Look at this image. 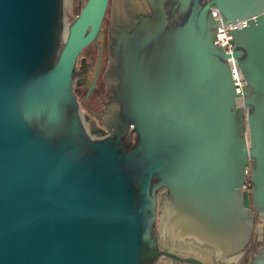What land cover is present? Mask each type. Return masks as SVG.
<instances>
[{"label":"water","instance_id":"1","mask_svg":"<svg viewBox=\"0 0 264 264\" xmlns=\"http://www.w3.org/2000/svg\"><path fill=\"white\" fill-rule=\"evenodd\" d=\"M148 1L152 14L114 8L119 104L88 127L76 59L104 35L108 0L69 23L64 0H0V264H207L162 243L227 256L249 241L252 208L264 216V0ZM242 17L227 52L217 26Z\"/></svg>","mask_w":264,"mask_h":264},{"label":"flooded vegetation","instance_id":"2","mask_svg":"<svg viewBox=\"0 0 264 264\" xmlns=\"http://www.w3.org/2000/svg\"><path fill=\"white\" fill-rule=\"evenodd\" d=\"M138 3L140 5V12L152 14V7L148 0H138ZM115 7H117L123 16L128 14V10L124 7L123 0H108L105 15L101 24L104 35L97 41H92L84 47L76 59L77 73L74 76V91L77 95L80 107L84 112L89 114V118L86 120V125L88 127L96 125L104 126L106 114L111 110V108H114L115 105L119 104L118 101L114 100L112 91L113 79L108 75V70L112 62L108 54V29L112 23ZM99 45H102V54L97 76L94 78L99 54ZM252 213V233L249 241L241 251L227 256H220L212 246L202 243L200 244L210 248L224 264H249L255 251L264 244V216L260 215L253 208ZM170 238V243H162L163 247L173 250L180 256H194L203 260L207 264H210L191 252L181 251L178 248L173 247L171 242H173V240L175 241V238L172 236ZM186 239L187 241H182L184 242L183 245H186L187 243L189 244V242H196L192 238ZM160 264L194 263L181 262L178 259H172L168 256H164L160 261Z\"/></svg>","mask_w":264,"mask_h":264},{"label":"built area","instance_id":"3","mask_svg":"<svg viewBox=\"0 0 264 264\" xmlns=\"http://www.w3.org/2000/svg\"><path fill=\"white\" fill-rule=\"evenodd\" d=\"M214 15L216 16L217 19L220 20V15L218 13V10L215 7L211 8ZM248 23V18L247 17H242L241 20H238L234 23H227V25L225 26V24L220 23L217 26V31H216V39H215V43L216 44H221V46L227 51L230 52L233 48V43H232V37L229 34V29L233 28V27H239V26H245ZM231 61V69L234 73V76L237 80V84H238V88L240 91V87L243 84L244 80L243 77L239 71V68L237 67L235 61L233 58H230Z\"/></svg>","mask_w":264,"mask_h":264},{"label":"rangeland","instance_id":"4","mask_svg":"<svg viewBox=\"0 0 264 264\" xmlns=\"http://www.w3.org/2000/svg\"><path fill=\"white\" fill-rule=\"evenodd\" d=\"M85 0H64V21L65 23H69V21L74 18ZM244 188L249 190L251 188V183L249 180H246ZM210 264H224L223 261L219 259V257L215 254L209 255L204 259Z\"/></svg>","mask_w":264,"mask_h":264},{"label":"bare ground","instance_id":"5","mask_svg":"<svg viewBox=\"0 0 264 264\" xmlns=\"http://www.w3.org/2000/svg\"><path fill=\"white\" fill-rule=\"evenodd\" d=\"M248 168H250V166ZM249 174H250V169H249V172H248V178H249Z\"/></svg>","mask_w":264,"mask_h":264}]
</instances>
